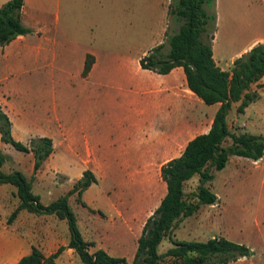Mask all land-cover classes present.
<instances>
[{
	"label": "crops",
	"instance_id": "1",
	"mask_svg": "<svg viewBox=\"0 0 264 264\" xmlns=\"http://www.w3.org/2000/svg\"><path fill=\"white\" fill-rule=\"evenodd\" d=\"M9 1L0 0V8ZM65 1L24 0L22 23L32 32L0 47V104L10 118L12 136L16 141L25 145L39 138L53 141L52 155L37 172L34 155L29 160L28 169L33 172L31 178L27 172L20 170L32 181L33 193L40 196L44 205H48L66 195L85 171H92L98 183L82 194V202H78L76 195L70 197L81 234L86 242L94 243V246L89 247L91 254L104 250L112 257L124 258L132 263L142 232L139 237H132L128 232L130 216L125 213L128 212L129 198L122 207L110 210L111 217L107 220L100 218L103 216L101 209L106 205L105 199L100 205L92 192L101 184L100 179L109 177L113 170L116 171L115 175L121 174V178L136 180L133 186H149V192L138 193L139 196L153 193L148 180L157 176L163 180L162 167L180 157L195 137L209 132L220 104L207 105L197 97L189 89L181 67L167 75L142 68L141 60L165 42L161 40V32L165 29L164 11L161 26L151 44L159 42L150 52L146 43L143 47L129 46L125 51L120 49L114 52L97 45L91 22L87 20L84 23L77 15L74 16L64 5ZM234 1L236 8L240 4L244 5L247 16H264V0ZM216 11L214 59L222 70L229 71L237 58L263 43L264 36L253 38L237 53L227 51L219 44L221 0L216 1ZM88 56L94 58V63L89 74L83 75ZM220 58H228V64L223 65ZM132 75L141 77L143 81L135 83ZM148 81L152 84L148 85ZM103 84L106 86L101 90ZM254 86L252 91L256 92ZM75 90L81 93V97L73 98L72 92ZM256 93V101L242 113L247 114L251 110L249 121L237 118L240 123V130L235 132L237 135L248 133L264 138V91ZM119 98L130 107L118 124L124 129V134L118 136L120 142L116 145L121 150L118 155H114L108 136L113 137V121L119 114L109 105ZM235 105L238 107L239 103ZM100 113H105L106 117L100 119ZM248 128L252 132H246ZM196 130L200 132L195 133ZM132 131L136 133V138L129 145L137 148L134 151L136 156L128 157L123 153L126 143L121 142L129 137L126 133ZM229 162H234L238 168L236 174L250 164L247 173L250 185H256L257 180L259 195L264 203V154L258 160L232 156ZM45 168L56 170L67 181L66 189L58 194V198L50 199L47 194L36 190L34 177ZM123 194L127 197L130 195ZM217 197L218 200L222 199L220 195ZM19 204L15 187L0 185V264H18L32 254L34 248L40 250L45 258L63 249L55 259V264H83L69 246L71 237L66 220H60L55 215H37L22 210L9 222ZM262 212L264 218V207ZM258 217L260 215H257L256 224L260 225ZM229 236V239H225L245 245L251 252L250 244L233 241L236 233L230 231ZM253 255L255 252L252 251L250 257ZM131 257L134 259L129 262Z\"/></svg>",
	"mask_w": 264,
	"mask_h": 264
},
{
	"label": "trees",
	"instance_id": "2",
	"mask_svg": "<svg viewBox=\"0 0 264 264\" xmlns=\"http://www.w3.org/2000/svg\"><path fill=\"white\" fill-rule=\"evenodd\" d=\"M217 0H171L169 14L181 25L173 34L166 33L163 44L155 47L141 60L143 69L167 75L175 68L184 69L189 89L205 104H220L211 129L190 141L183 154L162 167V179L166 194L158 208L150 216L138 239L135 259L132 263L124 258L110 256L104 250L91 254L78 227L77 215L70 205V197L76 195L82 202V194L98 183L90 170L76 182L74 187L58 200L44 205L40 196L32 191V181L21 171L5 173L2 167L9 159L0 152V185L9 184L17 189L20 204L10 216L12 222L22 210L37 215H55L66 220L70 232V248L74 249L83 264H230L240 258L249 257L250 250L225 238L208 241H182L174 243L164 254L159 247L169 232L180 220L191 217L202 206L218 203L217 195L206 186L215 179L211 169L219 172L228 164L230 157L241 156L258 160L264 154V138L248 133L237 135L232 131L228 115L234 104L242 114L258 95L252 91L264 78V43L254 46L248 53L237 58L232 68L222 70L214 59L213 42L217 31ZM24 0H11L0 8V47L8 45L19 36L32 31L22 23ZM168 46V52L163 50ZM94 58L88 56L83 75L92 69ZM11 121L0 104L1 142L18 152L33 153L35 172L52 155L53 141L49 138L32 140L28 145L16 141L12 136ZM196 175L201 185L194 200L186 199L185 184ZM63 249L45 258L40 250L24 257L18 264H55Z\"/></svg>",
	"mask_w": 264,
	"mask_h": 264
},
{
	"label": "rangeland",
	"instance_id": "3",
	"mask_svg": "<svg viewBox=\"0 0 264 264\" xmlns=\"http://www.w3.org/2000/svg\"><path fill=\"white\" fill-rule=\"evenodd\" d=\"M161 3V4H160ZM171 0H66V8L77 15L84 23L89 20L93 28L94 38L99 47L110 51H125L126 47H143L146 44L148 52L153 49L155 44H151L154 35L160 28L162 23V14L164 11L163 27L173 34L178 31L181 21L175 19L169 14V6ZM240 4L235 7L234 0H221L222 22L220 27L219 44L227 51L239 52L247 42L255 37L264 36V16L259 18L253 15L249 17L245 13V7ZM162 9V10H161ZM168 13V14H167ZM161 32V40H166L165 30ZM166 32V33H167ZM160 40V41H161ZM264 43V39H262ZM151 44V45H150ZM119 46V47H117ZM111 48V49H110ZM168 52V46L163 50ZM138 60V59H137ZM136 60V61H137ZM223 65H227L229 59H221ZM135 61V62H136ZM137 75H132L135 83L143 81ZM148 85L152 82L148 81ZM102 88L106 84L101 85ZM73 88L78 89L76 86ZM256 92L264 91V80L259 86L253 88ZM75 90L73 98L81 97V93ZM194 100V98H190ZM195 101V100H194ZM130 107L123 99H115L109 105L118 115L115 116V129L112 136H108L110 144L113 146L114 155H118L121 148L116 145L119 141L118 136L123 133L124 129L118 126L120 120L125 118L126 111ZM237 113V106H233L228 115V121L235 133L240 130L241 121H249V115ZM106 117L105 113H100L99 118ZM206 129V127H203ZM200 132L196 130L195 133ZM246 132H252L250 128ZM128 138L123 139L121 143H126L123 148L124 156H136L134 151L137 148L131 147L136 138V133L132 131ZM128 145V146H127ZM0 152L9 157L3 166V171H25L28 177L33 176L32 170H29V160L33 157L32 153H23L16 151L10 145L0 142ZM58 156V155H56ZM57 159V158H56ZM114 166V165H112ZM116 167L118 165H115ZM250 164L244 171L236 174L238 169L233 162H229L226 168L222 171L211 169L215 175V179L207 183L206 186L214 193L221 196L216 205L202 206L194 215L184 218L179 221L177 227L172 229L160 245L159 251L164 254L174 246L176 242L182 241H208L213 238L229 239L230 231L236 237L233 241H243L250 244L252 251L255 252L253 257H243L235 263L231 264H264V218L262 217V207L264 203L259 195L257 180L256 185H250L249 173ZM116 171H110L109 177L101 178V184L95 187L92 196L100 203L105 199L106 205L102 207V219H110V210L115 207H122L129 198V207L126 215L130 216V228L128 232L132 237H139L143 226L147 219L153 215L158 208L162 198L164 197L167 188L160 176L154 179H149V185L153 188V193L148 196H139L138 193L149 192V186H133L136 180H127L121 174H116ZM103 176V175H102ZM33 182L36 190L42 194H47L48 197L58 198V194L66 189V179L61 176L56 170L45 168L35 175ZM63 185V186H62ZM201 185L200 176L196 175L185 184L186 199L194 200L195 195ZM129 193L127 197L123 193ZM106 193V194H105ZM55 196V197H54ZM103 205V204H102ZM257 215H260V225L256 224ZM237 240V241H236ZM132 247H134L133 242ZM134 257L129 259L132 262ZM162 264H169L170 259H162Z\"/></svg>",
	"mask_w": 264,
	"mask_h": 264
}]
</instances>
